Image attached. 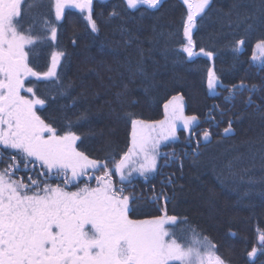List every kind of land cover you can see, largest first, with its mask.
<instances>
[{
    "label": "trees",
    "instance_id": "1",
    "mask_svg": "<svg viewBox=\"0 0 264 264\" xmlns=\"http://www.w3.org/2000/svg\"><path fill=\"white\" fill-rule=\"evenodd\" d=\"M188 20L184 0H92L89 13L61 15L55 0H21L14 25L32 39L26 68L47 72L60 56L54 77L25 81L26 95L40 100L48 132L76 135L98 166L71 181L0 146V177L28 195L78 193L107 167L129 218H172L168 236L180 245L207 242L226 264H264V0H210L190 39ZM177 96L194 120L188 134L162 145L154 170L117 179L135 125L160 120Z\"/></svg>",
    "mask_w": 264,
    "mask_h": 264
},
{
    "label": "rangeland",
    "instance_id": "2",
    "mask_svg": "<svg viewBox=\"0 0 264 264\" xmlns=\"http://www.w3.org/2000/svg\"><path fill=\"white\" fill-rule=\"evenodd\" d=\"M91 1L55 0L56 11L61 15L64 9L71 7L89 13ZM156 1L128 0L130 6L150 5ZM184 1L189 9L186 36L190 39L196 16L210 0ZM14 2L15 5L17 0ZM2 3L3 0H0V8ZM11 12L8 10L5 19L1 20L0 44L5 43L3 49L11 56L25 61L32 39L19 33L14 25L19 17L20 5L9 14ZM187 52H192L190 44ZM258 52L257 59L261 60L263 45L258 47ZM59 62L60 56L55 54L47 72L38 73L29 68L23 79H51L57 72ZM217 83L211 74L210 91H215ZM26 92L30 93L28 89ZM23 101L30 115L26 117V130H22L25 125L21 112L11 106L0 121V146L20 149L49 169L68 170L71 181L80 175L82 177L85 172L87 174L90 167L98 166L76 149L78 138L74 134L56 136L48 131L45 134H31L36 127L47 129L36 114L41 102L35 96L26 94ZM193 122L184 110L182 98L177 96L167 102L160 120L137 123L132 147L116 165V178H125L124 175L130 171L146 174L154 170L162 145L174 137L178 138L180 129L188 134ZM106 168L99 180L95 179V186L82 188L78 193L54 190L41 196L28 195L21 193L17 183L0 177V264H21L24 258L27 261L30 259L31 264H37V249L47 257V261L50 260L49 253H54L61 264H120L127 261L133 264H169L174 261L182 264H226L207 242L185 247L170 238L167 224L173 221L172 218H129L127 199L116 189L113 177L109 176V168L105 172ZM29 229L31 234L27 231ZM47 229H51L52 238H47ZM41 240L44 245L50 244L43 251V244H39ZM256 253L257 250L254 251Z\"/></svg>",
    "mask_w": 264,
    "mask_h": 264
},
{
    "label": "flooded vegetation",
    "instance_id": "3",
    "mask_svg": "<svg viewBox=\"0 0 264 264\" xmlns=\"http://www.w3.org/2000/svg\"><path fill=\"white\" fill-rule=\"evenodd\" d=\"M14 0H3V3L0 8V24L2 23L3 19H5V15L8 12V10H11L12 12L9 14H12L17 7L21 4L20 0H17L16 4L14 5ZM2 20V21H1ZM0 121L3 119L5 114H8V110L11 106H15L20 112H21V118L22 123L25 125V128L22 127V130H26V117L30 116L26 112V108L24 106L23 96L26 94V86L25 81L23 79V75L26 71V60L24 61L21 58H15L11 56L10 53H8L6 50L3 49L5 43L0 44ZM47 130L41 129V128H33L31 130V134L34 133H46ZM29 227H32L29 225ZM31 229V228H30ZM29 233L31 234V230ZM56 229V228H55ZM51 230V229H50ZM49 229H47L46 232H48L47 238H52L53 234L50 232ZM46 240V238H45ZM40 245L43 244V240L39 242ZM50 245V244H49ZM49 245H42V251L44 248H48ZM37 254L36 259L38 260L37 264H61L57 260V255L54 253H49L48 258H50L49 261H47V257H45L40 249H37L35 251ZM86 259L91 258L84 256ZM133 260L135 259V255L132 257ZM44 259V261H42ZM30 260V259H29ZM27 261V258L23 260L21 264H31V262ZM27 261V263H26ZM16 264V263H12ZM68 264V263H67ZM82 264V263H81ZM120 264H133L130 261L127 262H121Z\"/></svg>",
    "mask_w": 264,
    "mask_h": 264
},
{
    "label": "water",
    "instance_id": "4",
    "mask_svg": "<svg viewBox=\"0 0 264 264\" xmlns=\"http://www.w3.org/2000/svg\"><path fill=\"white\" fill-rule=\"evenodd\" d=\"M192 51H193V47H192Z\"/></svg>",
    "mask_w": 264,
    "mask_h": 264
}]
</instances>
